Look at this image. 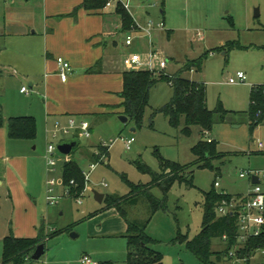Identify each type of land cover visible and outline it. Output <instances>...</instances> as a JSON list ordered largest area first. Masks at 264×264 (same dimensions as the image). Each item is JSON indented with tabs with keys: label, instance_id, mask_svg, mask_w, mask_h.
Returning a JSON list of instances; mask_svg holds the SVG:
<instances>
[{
	"label": "rangeland",
	"instance_id": "obj_1",
	"mask_svg": "<svg viewBox=\"0 0 264 264\" xmlns=\"http://www.w3.org/2000/svg\"><path fill=\"white\" fill-rule=\"evenodd\" d=\"M157 2L154 8L146 9L138 4H131V13L140 23L163 21L164 29H157L153 35V50L166 60L164 72L174 74L186 59H195L204 55L202 69L190 70L182 75L188 79L202 82L206 85L207 107L213 110L218 102H222L227 110L224 122H215L210 126L206 135L216 146L217 157L210 159L212 166L195 164L196 155L193 152L195 145L201 138L200 127L192 125L188 133L181 131V127L173 128L168 118L157 112L160 106L169 102L173 90L164 80H158L149 91L148 104L143 110L142 123L135 127L131 123H122L115 113L109 117L92 118L84 115L85 119L73 116L78 124L81 120L88 121L92 126L91 136H80L73 130L63 134L61 131L56 137L51 130L57 126L65 128L66 122L52 119L44 122L41 128L43 115L42 97L36 89L28 87L26 79L21 74L17 76H0V105L7 109H16L17 115L37 113L38 131L33 142L36 144L35 153L43 150L47 144L55 148L54 169L46 166L43 157V201L39 208L38 223L42 221L47 234L45 252L40 259L46 264H82L83 255L93 254L94 262L111 261L113 264H125L127 259V241L123 236L90 238L88 233V219L84 216L97 210L101 203H97L93 191L103 194L123 195L128 192L126 181L134 184H145L150 181V175L142 172L141 165H146L152 172H160V158L170 162H178L187 166L184 174L190 175L188 183L176 181L168 190L164 209L154 213L146 224L145 232L154 243L150 248L162 256L160 264H203L195 255H192L182 241L176 240L181 234L187 239L193 238L202 228L204 192L213 189V182L218 180L217 191L225 189L228 193L243 192L250 184L248 177L238 176L240 170L259 169L264 171V152L257 145H264V126L257 125L250 131L248 123L239 121L240 114L250 107L249 90L251 83L245 69L251 75H262L260 67L263 59L249 63L252 56L262 55V51L251 48L252 45L264 43V0H152ZM137 5V6H136ZM258 10V16H254ZM117 20V19H116ZM135 38L132 46H124V36H117L118 51L122 55L119 60L123 66L126 54L137 53L142 56L148 50L147 39ZM238 40L240 44L251 46L249 49H231L225 57L219 46L227 42ZM123 44V45H122ZM124 67V66H123ZM244 73L246 80L243 83L229 85L225 81L235 77L236 72ZM8 75V74H7ZM20 86L28 89V93L19 92ZM41 119V120H40ZM235 122L236 127H233ZM43 131V132H42ZM42 132V133H41ZM133 137L129 150L125 148L124 140ZM76 138L78 147L69 154L70 158L79 165L81 172L88 173L89 164L96 153L98 145L106 142L109 149L108 157L95 163L82 192L81 204H77L74 196H66L64 185L56 184L50 196L57 197L58 202L49 204L46 199V181L55 179L62 181L64 156L56 146L67 139ZM126 180V181H125ZM264 190V180L261 181ZM157 198L163 194L158 187L152 188ZM133 217L145 219L147 212L144 205L138 204ZM10 203L0 204V234L3 232L2 221L8 216L12 218ZM84 219V220H83ZM53 231H59L54 233ZM71 233L77 236L72 237ZM222 243L218 238H212L211 249L221 250ZM248 264H264V248L256 249ZM1 255V245H0ZM54 262H50L51 259ZM96 260V261H95ZM1 261V260H0ZM0 264H2L0 262ZM9 264V263H7ZM218 264H230L228 260H221Z\"/></svg>",
	"mask_w": 264,
	"mask_h": 264
},
{
	"label": "crops",
	"instance_id": "obj_2",
	"mask_svg": "<svg viewBox=\"0 0 264 264\" xmlns=\"http://www.w3.org/2000/svg\"><path fill=\"white\" fill-rule=\"evenodd\" d=\"M82 1L0 0V76L21 74L28 87L36 89L43 99L44 116L41 118L40 129L44 122L48 124L52 119L65 123L66 118L73 116L79 119H85L84 115L96 118L97 113L112 112L118 116L122 111L120 93L125 68L119 60L122 53H117V36L122 34L119 17L113 9L86 10L80 6ZM260 31H264V28ZM262 45L264 43L250 46L262 51V55L256 54L255 58H247L246 62L251 63L256 58L260 61L262 58L260 67L264 71V51L260 49ZM57 57L65 58L71 66L65 82L60 81L57 73ZM90 68L95 72H89ZM245 72L251 87L264 85V76L251 75L248 68ZM21 87L19 92L27 94L28 89L22 91ZM0 107V204L10 203L13 213L12 218L8 216L2 221L4 230L0 234L1 245L2 238L9 232L16 238L38 235V227L42 223H38L39 208L44 199V156L43 150L35 153L36 144H33L38 131L37 113L34 111L17 115L14 113L16 109L4 108L2 104ZM247 111L237 112L240 114L237 123L244 120L248 123ZM19 116L35 119L34 139H15L7 135L6 119ZM86 122L92 131L91 124ZM233 124L236 127L235 122ZM248 187L243 192L229 194L245 193ZM101 206L102 202L97 210L84 216V219H88L89 237L103 239L123 236L128 228L124 216L116 208L100 209ZM135 207L127 209L126 216L129 219L135 218L132 215L135 214ZM90 256L94 260L92 253ZM50 262H54V259Z\"/></svg>",
	"mask_w": 264,
	"mask_h": 264
},
{
	"label": "trees",
	"instance_id": "obj_3",
	"mask_svg": "<svg viewBox=\"0 0 264 264\" xmlns=\"http://www.w3.org/2000/svg\"><path fill=\"white\" fill-rule=\"evenodd\" d=\"M105 0H83L80 4L86 10L100 9L103 10ZM115 13L119 17L121 24V31H126L130 27L131 18L129 14L117 9ZM247 49L248 46H243L238 40L229 41L219 46L218 50L224 51L226 57L231 49ZM264 51V45L260 46ZM206 54V53H205ZM204 55L195 59H186L181 63L179 70L174 74H158L155 75L149 70H125L122 73L123 89L120 93L122 98L120 114L128 117L126 124L131 123L133 127H138L142 123V114L144 108L148 104V96L150 89L158 80L166 81L173 90L170 101L157 109L168 118L169 124L175 127H181L184 133L189 132L192 125L200 127V139L193 145V152L196 155L194 161L200 167L212 166L209 162L213 157H217L219 153L216 151V146L213 140L203 141L206 130L215 122H224L227 111L223 108L221 102H218L213 110L207 107L206 99V85L194 80L185 78L182 73L190 70L200 71ZM264 67V66H263ZM89 72H95L93 69H88ZM264 85H252L250 90V107L248 114V128L253 131L257 125L264 124ZM113 113V112H112ZM111 113V114H112ZM110 114L97 113L95 117L109 116ZM7 135L11 138L20 139H34L36 122L30 116L8 117L6 119ZM0 122H2V114L0 107ZM79 145V143H78ZM78 145L72 148L76 149ZM97 151L92 155L91 160L95 163L102 161L108 157V147H101L98 145ZM160 172L154 173L146 165H141L142 172L150 175V181L145 184H134L129 181L126 183L129 186L127 193L123 195L103 194L102 208H116L126 219L127 231L123 234L127 241V259L125 264H160L162 256L150 248V244L154 243L152 238L145 232L146 224L152 218L154 213L158 210L164 209L167 192L171 186L179 182L188 183L190 175L184 176L187 166L181 165L178 162H170L160 158ZM62 181L65 187L68 186L71 196H76L83 190L85 180L79 165L71 158L63 163ZM70 179L75 183L70 184ZM158 187L161 191L162 197L157 198L152 193V188ZM227 194H221L214 187L203 194V208L202 228L196 233L193 238L187 239L184 235H179L176 240L182 241L185 248L195 255L203 264H218L222 258H225V253L228 245L233 242L234 223L230 215L224 217H217L214 212V206L223 198L228 197ZM138 204L144 205L147 212L145 219L128 218L127 209ZM39 232L36 237H22L16 238L12 232H9L1 240V255L0 260L2 264H33L30 255L38 246L43 243L46 248L45 240L47 234L45 233L44 225H39ZM57 233L59 231H53ZM224 233H227L229 243L223 245L221 250L211 249L212 238H220ZM256 247L264 248V233L248 244V251L255 250ZM98 264H113L111 261H100Z\"/></svg>",
	"mask_w": 264,
	"mask_h": 264
},
{
	"label": "built area",
	"instance_id": "obj_4",
	"mask_svg": "<svg viewBox=\"0 0 264 264\" xmlns=\"http://www.w3.org/2000/svg\"><path fill=\"white\" fill-rule=\"evenodd\" d=\"M138 4V6H143L146 8H154L157 2L152 0H105L104 8L105 9H113L114 11L117 9H122L126 11L130 18H131V25L126 31H122V35L124 36V46H132L134 43L135 38L133 34H139L140 40L147 39L148 50L143 52L142 56L137 53L126 54L123 58V66L125 70H149L153 72L155 75L158 74H167L164 72V68L166 67V60L160 57L156 51L153 50V33L159 29H164L165 23L163 21H157V23H152L151 21H147L144 23H140L131 13V4ZM137 6V5H136ZM146 14H149L148 10L146 9ZM121 28V26H120ZM121 30V29H120ZM57 73L61 82H65L69 75V71L71 70V66L69 62L62 57H57ZM246 77L244 73L241 71L236 72L235 77H229L227 79V83L231 85H236V83H243ZM22 91H27L25 87H21ZM264 93V88H263ZM67 126L65 128H59L56 124L55 128L51 130V135L53 137L57 136V133L61 131L63 134L69 133L70 130H73L80 136L90 137V126L89 124L81 120L78 124L75 122L74 118H68ZM208 130H206L205 135ZM204 135V136H205ZM207 141H211L209 137L206 139ZM133 141V137L128 138V140H124L125 148L129 150L130 143ZM262 152H264V145L261 142L257 144ZM101 147L105 148L108 147L106 142H101ZM57 150V149H56ZM54 152L55 148L53 144H47L45 147L44 158L46 160V166L51 171L54 169L56 161L54 159ZM67 156H64V161L69 159ZM95 163L89 164V171L88 173H82L83 180L85 182L89 181L88 177L95 169ZM238 176L240 177H248L250 184L248 189L245 193H241L239 195H229L226 198H223L214 206V212L217 217H224L225 215H230L233 218L234 223V234H233V242L228 245V248L225 253L226 260L229 261L230 264H248L249 259L253 255L252 253L262 247H256L255 250L248 251V244L251 240L255 239V237L260 236L264 233V190L261 187V181L264 180V171L259 169L254 170H247L243 171L240 170L238 172ZM256 177L259 182L252 183V178ZM46 181V199L49 204L57 203V197L53 195L50 196L52 188L56 184L63 185V181L57 182L55 179H47ZM70 184H74L75 182L70 179ZM85 185V184H84ZM220 183L218 180L214 181V187H219ZM85 187V186H84ZM83 187V189H84ZM66 191L64 194L66 196H71L69 192L68 186L66 187ZM83 190L80 194L75 196L77 204H81V195ZM222 195L227 194L224 190L219 191ZM220 241L223 245L229 243V238L227 233H224L220 238ZM32 254V253H31ZM31 258V255H30ZM81 262L83 264H96L88 255H83L81 257ZM33 264H46L43 262L40 257L37 261L33 260Z\"/></svg>",
	"mask_w": 264,
	"mask_h": 264
},
{
	"label": "water",
	"instance_id": "obj_5",
	"mask_svg": "<svg viewBox=\"0 0 264 264\" xmlns=\"http://www.w3.org/2000/svg\"><path fill=\"white\" fill-rule=\"evenodd\" d=\"M254 16H258V10H255L254 12ZM119 118V120L126 124L128 121V117H126L125 115H118L117 116ZM134 127H131L130 130L134 131ZM78 145V140L76 138H72V139H67L66 141H63L61 143H59L56 146V149L63 155L67 156L70 154V152L72 151L71 149L76 147ZM258 183L259 180L254 176L252 178V183ZM93 196L94 199L97 203H101L103 201L104 195L103 193H98L96 191H93ZM72 237H75L76 234L75 233H71ZM45 252V245L43 243H39L38 246L35 248V250L32 252L31 254V260L37 261L39 257H41V255H43Z\"/></svg>",
	"mask_w": 264,
	"mask_h": 264
}]
</instances>
